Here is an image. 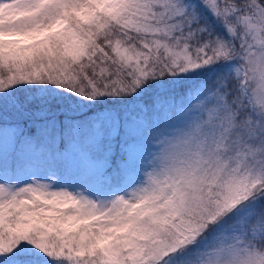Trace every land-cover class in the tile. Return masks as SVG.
<instances>
[{"label": "snow or ice", "instance_id": "snow-or-ice-1", "mask_svg": "<svg viewBox=\"0 0 264 264\" xmlns=\"http://www.w3.org/2000/svg\"><path fill=\"white\" fill-rule=\"evenodd\" d=\"M0 264H264V0H0Z\"/></svg>", "mask_w": 264, "mask_h": 264}]
</instances>
